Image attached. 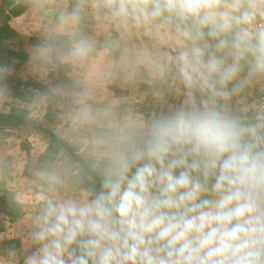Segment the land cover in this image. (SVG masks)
Wrapping results in <instances>:
<instances>
[{"label":"clouds","instance_id":"obj_1","mask_svg":"<svg viewBox=\"0 0 264 264\" xmlns=\"http://www.w3.org/2000/svg\"><path fill=\"white\" fill-rule=\"evenodd\" d=\"M94 7L122 35L151 40L110 42L97 83L76 82L69 115L88 133L95 179L47 173L53 195L32 220L23 264H264V101L249 102L264 94V0ZM84 13L78 0L58 14L32 51L37 72L97 51L79 30ZM114 77L178 102L150 115L95 104Z\"/></svg>","mask_w":264,"mask_h":264},{"label":"rangeland","instance_id":"obj_2","mask_svg":"<svg viewBox=\"0 0 264 264\" xmlns=\"http://www.w3.org/2000/svg\"><path fill=\"white\" fill-rule=\"evenodd\" d=\"M77 2L0 0L2 19L8 10L17 7L14 15L27 8L28 15L21 18L31 20V24L25 26L30 33L24 40L19 42L18 39L12 41L8 37H0V59H8L7 63H1L4 68L2 72H20L11 82L15 89L3 87L2 83L8 81L0 80V113L22 116L27 121L18 127H0V174L8 180L4 167L9 164L12 173L21 175L25 167L32 164L34 171L35 167L47 169L48 173L54 169H66L73 178L79 177L85 182L95 179L80 167L64 147L68 145L73 148L77 156L91 168L88 133L74 126L69 115L72 107L71 93L77 81L82 84L97 83L96 74L109 59L106 46L110 42L134 40L137 43H148L151 40L142 32L134 36L122 35L116 24L104 14V10L94 7L97 0H82L85 13L79 30L97 42V51L87 61L61 64L43 73L37 72L31 55L33 49L45 40L47 32L44 30L51 28L58 14L70 10ZM29 37L32 39L28 40ZM57 89H63L64 94H57ZM40 97H47V101L38 103ZM168 99L169 96L157 95L146 83H130L114 77L98 84L94 103L102 106L111 102L121 108L150 115L164 108L160 106L168 104L163 101ZM154 101L160 106L154 107ZM4 176L1 178L4 179ZM35 185L40 188V184ZM45 192L46 197L39 189L33 193L23 192L19 194L20 198L14 200L9 197L8 186H0V264H23L29 250L30 239L27 237L32 220L45 198L53 195L49 183Z\"/></svg>","mask_w":264,"mask_h":264},{"label":"crops","instance_id":"obj_3","mask_svg":"<svg viewBox=\"0 0 264 264\" xmlns=\"http://www.w3.org/2000/svg\"><path fill=\"white\" fill-rule=\"evenodd\" d=\"M16 9L18 8L14 7L12 10L10 9L11 11L8 10L9 13L6 11L7 13L4 14L3 19H2L3 16L0 13V37L2 38L3 36L8 37L9 38L8 40H12V41H15L16 39H18V41L20 42L21 39L24 40L26 38V35L30 33L28 32V28H26L25 26L31 24L30 23L31 20L27 19V17H25L24 19L21 18V16L28 15L26 13L28 10L27 8H23V12H21L20 14L14 15V13L17 11ZM20 20H22L23 22ZM44 32H48V29H45ZM36 34L39 35L40 33L39 34L36 33ZM31 39L32 38L29 37L28 40H31ZM7 60L0 59V67H2L1 63L2 62L7 63L8 62ZM19 74L20 72H18V70H14L13 73L11 74H9V71L8 72L0 71V80L2 79V81H8V82L2 83L4 84L3 87L8 86L12 89H15V87L11 85V82L13 81V77L18 76ZM260 94L261 92L259 90H253L249 95V102H257L260 97ZM157 101L153 102L154 107H157L158 105ZM163 101L164 103L168 102V104H165V105L161 104L162 106L160 105L158 106L167 107L169 104L178 102L177 99L173 96H169L168 100H163ZM1 154L2 153H0V155ZM0 159H1V156H0ZM5 167H4V171L5 173H8L7 175H8L9 180L7 179L6 176L0 174V186H4L5 188L6 186H8L9 197H12L14 200H16L17 197H19L20 193H23V192L33 193L34 190H38V189L42 191L44 196L46 197L45 191L47 190L48 183H49L47 179V173H48L47 169L35 167V171H34V167H32V164H30V167L29 166L25 167V171L23 172L22 175L19 173H15V172H13L15 173L13 175V173L11 172V165L9 164V166L6 165ZM1 171H2V168H0V173ZM2 176H4V179L1 178ZM35 183L40 184V188L36 186ZM39 200L43 202L42 199H39Z\"/></svg>","mask_w":264,"mask_h":264},{"label":"trees","instance_id":"obj_4","mask_svg":"<svg viewBox=\"0 0 264 264\" xmlns=\"http://www.w3.org/2000/svg\"><path fill=\"white\" fill-rule=\"evenodd\" d=\"M26 119H24V117L22 116H18V115H6V114H1L0 113V127H18L20 125H22L23 123L26 124ZM64 147L67 148L68 152L70 153V155L74 158V160L80 165V167L88 172L90 175L94 176L91 173V168L89 166H87L75 153L74 149L71 148L68 145H64Z\"/></svg>","mask_w":264,"mask_h":264},{"label":"built area","instance_id":"obj_5","mask_svg":"<svg viewBox=\"0 0 264 264\" xmlns=\"http://www.w3.org/2000/svg\"><path fill=\"white\" fill-rule=\"evenodd\" d=\"M259 101H264V94H262V93L260 94V97H259L257 102H259Z\"/></svg>","mask_w":264,"mask_h":264}]
</instances>
